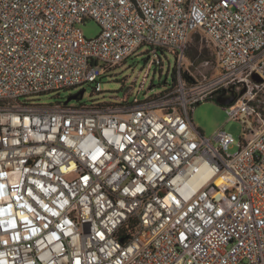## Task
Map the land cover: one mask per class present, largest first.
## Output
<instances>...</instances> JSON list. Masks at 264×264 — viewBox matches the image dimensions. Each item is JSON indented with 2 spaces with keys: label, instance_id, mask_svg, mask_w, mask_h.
I'll use <instances>...</instances> for the list:
<instances>
[{
  "label": "built area",
  "instance_id": "1",
  "mask_svg": "<svg viewBox=\"0 0 264 264\" xmlns=\"http://www.w3.org/2000/svg\"><path fill=\"white\" fill-rule=\"evenodd\" d=\"M88 19L98 36L78 27ZM196 32L214 61L190 62ZM143 46L151 64L176 55L175 86L34 99L102 92ZM219 93L237 94L224 106L239 141L193 122ZM0 264H264V0H0Z\"/></svg>",
  "mask_w": 264,
  "mask_h": 264
},
{
  "label": "rangeland",
  "instance_id": "2",
  "mask_svg": "<svg viewBox=\"0 0 264 264\" xmlns=\"http://www.w3.org/2000/svg\"><path fill=\"white\" fill-rule=\"evenodd\" d=\"M85 36L93 38L101 33V26L94 19H88L78 24ZM187 54H194L196 48L200 51L206 50L208 54H214V48L201 34L193 35L188 46ZM147 47L143 46L134 52L126 61L112 66L105 71L101 80L102 92L94 90V84H83L77 87L65 88L59 92H49L38 96L34 99L41 103H53L58 99L67 100L69 96L79 93L86 89L83 97L73 99L71 104H77L80 101L87 104L100 102H119L128 96L132 101L134 97L146 99L149 96L162 93L173 86V73L177 64L176 55L169 51H160L163 59V65L151 64L152 58L146 52ZM196 73L201 75L205 72L212 75L213 70L193 68ZM148 73V75H147ZM194 124L204 133L205 136L211 137L218 130L224 129L233 134L239 141L246 132V126L239 120L230 119L225 110V106L218 100L210 98L196 104L192 111ZM238 149L232 146L230 152L233 153Z\"/></svg>",
  "mask_w": 264,
  "mask_h": 264
},
{
  "label": "trees",
  "instance_id": "3",
  "mask_svg": "<svg viewBox=\"0 0 264 264\" xmlns=\"http://www.w3.org/2000/svg\"><path fill=\"white\" fill-rule=\"evenodd\" d=\"M195 34H201L199 32H196L194 33ZM202 35V34H201ZM203 36V35H202ZM193 37V36H192ZM192 37L190 38V41L192 39ZM190 41H189V44H190ZM189 48V47H188ZM196 52L194 54H188V58L190 60V62H195V63H198L200 60V58H206L207 60H210V61H214L215 60V50H214V54H208V52L206 50L204 51H200L199 48H196L195 49ZM161 51H165V50H161ZM108 70V69H107ZM177 76H178V71H177V68L175 67L174 69V73H173V79H174V83H173V86H175L177 84ZM184 76L188 79H191L192 76L188 73V72H185L184 73ZM104 77V76H103ZM213 99H218V96H215V97H211ZM210 99V98H208Z\"/></svg>",
  "mask_w": 264,
  "mask_h": 264
},
{
  "label": "water",
  "instance_id": "4",
  "mask_svg": "<svg viewBox=\"0 0 264 264\" xmlns=\"http://www.w3.org/2000/svg\"><path fill=\"white\" fill-rule=\"evenodd\" d=\"M253 78L257 81V82H262L263 79L258 75V74H254L253 75ZM245 90H242V93L244 92ZM85 92V89H82L79 93L77 94H74V95H71L68 97V99L66 100L67 102H70L71 100L73 99H80L83 97V94ZM237 98V94H233L231 96H227V97H219L217 100L219 103L225 105V104H231L232 102L235 101V99Z\"/></svg>",
  "mask_w": 264,
  "mask_h": 264
},
{
  "label": "flooded vegetation",
  "instance_id": "5",
  "mask_svg": "<svg viewBox=\"0 0 264 264\" xmlns=\"http://www.w3.org/2000/svg\"><path fill=\"white\" fill-rule=\"evenodd\" d=\"M217 96H218V98L219 97H222V98L227 97L226 94H223V93H219Z\"/></svg>",
  "mask_w": 264,
  "mask_h": 264
}]
</instances>
